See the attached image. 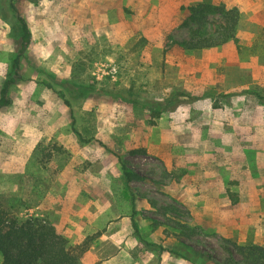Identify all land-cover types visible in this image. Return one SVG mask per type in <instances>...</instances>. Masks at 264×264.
I'll return each mask as SVG.
<instances>
[{"label": "rangeland", "instance_id": "374dc122", "mask_svg": "<svg viewBox=\"0 0 264 264\" xmlns=\"http://www.w3.org/2000/svg\"><path fill=\"white\" fill-rule=\"evenodd\" d=\"M11 1L31 31L0 108L11 216L91 237L82 264H219L233 242L264 245V0H0V88L21 43ZM203 4L238 8L236 40L178 43L222 18L194 15ZM120 160L144 179L128 186Z\"/></svg>", "mask_w": 264, "mask_h": 264}, {"label": "trees", "instance_id": "16d2710c", "mask_svg": "<svg viewBox=\"0 0 264 264\" xmlns=\"http://www.w3.org/2000/svg\"><path fill=\"white\" fill-rule=\"evenodd\" d=\"M21 35L20 48L12 61L14 75L6 78L0 88V108L11 104L10 87L20 76L21 60L31 39V31L24 16L19 12L13 1L10 2ZM194 15L202 12H218L220 21L214 28L208 29L206 23H197L188 40L179 41L184 48L200 49L222 45L230 40H236V30L240 19L238 8H226L225 5H197L190 8ZM207 18V16H205ZM105 93L111 92L103 90ZM113 95V94H112ZM115 95V94H114ZM122 99L124 96L117 95ZM73 125L75 123L74 117ZM122 161L123 176L126 184L131 186L133 181L142 180L143 175L127 167ZM237 192L230 191V197L236 200ZM86 238L81 245H70L68 239L59 233L56 227L44 222L38 216L20 219L11 216L0 204V253L1 264H82L81 256L87 248ZM229 254L220 260L219 264H264V245L249 243L233 245L228 249Z\"/></svg>", "mask_w": 264, "mask_h": 264}, {"label": "built area", "instance_id": "2783aa9c", "mask_svg": "<svg viewBox=\"0 0 264 264\" xmlns=\"http://www.w3.org/2000/svg\"><path fill=\"white\" fill-rule=\"evenodd\" d=\"M33 215H34V214H33L32 210L29 211V213H28V217H31V216H33Z\"/></svg>", "mask_w": 264, "mask_h": 264}]
</instances>
